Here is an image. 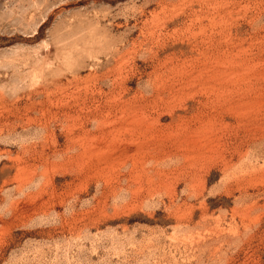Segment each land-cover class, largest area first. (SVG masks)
Wrapping results in <instances>:
<instances>
[{
    "label": "rangeland",
    "instance_id": "rangeland-1",
    "mask_svg": "<svg viewBox=\"0 0 264 264\" xmlns=\"http://www.w3.org/2000/svg\"><path fill=\"white\" fill-rule=\"evenodd\" d=\"M0 264H264V0H0Z\"/></svg>",
    "mask_w": 264,
    "mask_h": 264
},
{
    "label": "bare ground",
    "instance_id": "bare-ground-1",
    "mask_svg": "<svg viewBox=\"0 0 264 264\" xmlns=\"http://www.w3.org/2000/svg\"><path fill=\"white\" fill-rule=\"evenodd\" d=\"M134 124V123H133ZM114 141V140H113ZM109 143V142H108ZM113 144V143H112ZM109 146H112V145H109ZM115 146V145H114ZM88 154V153H87ZM90 154V153H89ZM92 154V153H91ZM83 155H84V153H83ZM86 156V155H85ZM83 157V156H82Z\"/></svg>",
    "mask_w": 264,
    "mask_h": 264
}]
</instances>
